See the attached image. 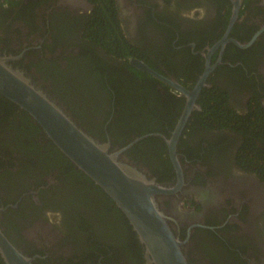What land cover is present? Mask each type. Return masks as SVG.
I'll return each mask as SVG.
<instances>
[{
	"label": "flooded vegetation",
	"instance_id": "flooded-vegetation-1",
	"mask_svg": "<svg viewBox=\"0 0 264 264\" xmlns=\"http://www.w3.org/2000/svg\"><path fill=\"white\" fill-rule=\"evenodd\" d=\"M103 21L121 43L109 47L87 32ZM0 56L13 57L8 62L60 104L59 96L75 98L84 112L72 114L88 132L112 149L130 144L122 155L171 185L178 179L166 140L185 98L130 60L187 90L212 66L200 108L176 143L179 189L160 203L187 264H264V0H0ZM128 66L156 79L163 97L168 91L180 100L164 118L172 128L166 121L164 132L121 127L118 80L132 84ZM215 88L226 94V114L216 118L199 103L204 89ZM9 112L0 104V229L9 242L32 264H146L104 191L56 161L42 130L34 136L31 118Z\"/></svg>",
	"mask_w": 264,
	"mask_h": 264
},
{
	"label": "water",
	"instance_id": "water-1",
	"mask_svg": "<svg viewBox=\"0 0 264 264\" xmlns=\"http://www.w3.org/2000/svg\"><path fill=\"white\" fill-rule=\"evenodd\" d=\"M236 11L234 8L231 23ZM11 59L13 57L0 56V95L26 112L56 149L113 201L143 246L146 264H187L178 238L168 224L170 219L160 203V197L174 194L179 189L181 171L176 143L191 112L200 108L196 99L212 66L207 64L194 88L187 90L146 64L130 60L135 68L173 86L185 98L180 117L166 140L169 158L178 179L175 185H171L158 182L154 176L129 162L122 153L130 144L112 149L109 141H101L93 136L33 76L10 64L8 60ZM0 256L5 264H32V257L12 245L1 229Z\"/></svg>",
	"mask_w": 264,
	"mask_h": 264
},
{
	"label": "trees",
	"instance_id": "trees-1",
	"mask_svg": "<svg viewBox=\"0 0 264 264\" xmlns=\"http://www.w3.org/2000/svg\"><path fill=\"white\" fill-rule=\"evenodd\" d=\"M110 23L111 22L109 21H103L101 23L96 22V24H93L87 32L94 35V38H99L103 45H108L111 47L110 45L120 42V35L118 31L112 28L113 26ZM128 68H130V70L133 72L134 81L130 82L132 84L128 87L122 86V82L120 83V80H118V107L120 108L119 115L122 117V121H120L122 124L121 127L125 126L131 129L130 132L140 131L142 134L155 131L164 132L166 121V125L169 126V128H172L174 121L164 120V118L167 115L174 114L176 108H180L182 106L180 104V100L175 99V96L170 94L168 91L165 92V97H163L162 92L156 89L153 85V83L158 82L156 79L147 73L138 72L130 66H128ZM65 78L66 82L71 81L69 84L74 86V81L72 79L73 77ZM66 92L70 91L67 89ZM73 99L75 98H70L67 95L59 96V101L64 106H66L68 111L71 113L75 114L79 112L81 114L84 112V110L79 109V104L77 101H71ZM225 99V92L219 88L204 89L200 95L199 103L202 105V108H204V113L213 114V117L216 118L218 114H226ZM0 104L5 105L13 112L15 111L14 113H16L22 121H30V117L26 112L23 110L16 112L17 106L1 95ZM92 108L95 110L97 106L93 105ZM13 112H9V114ZM29 125L34 127V136H36L35 134H38L41 131L40 127L35 122L34 124L29 123ZM22 128L24 129V125H22ZM42 143L43 145L49 146L53 149V152L56 155V161L59 160L63 165L66 164L72 166L68 159L56 149L51 141H47L43 137ZM34 148L36 151H39V144L34 142ZM96 188L98 191H100L99 187L96 186ZM111 211L115 213L114 215H116V207L111 208ZM132 245L134 250H137L139 253L138 257H140L141 253L136 239L133 240Z\"/></svg>",
	"mask_w": 264,
	"mask_h": 264
}]
</instances>
